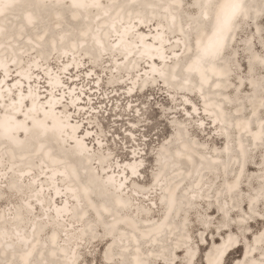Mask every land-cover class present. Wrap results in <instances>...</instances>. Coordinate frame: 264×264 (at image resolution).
Wrapping results in <instances>:
<instances>
[{
  "label": "bare ground",
  "instance_id": "bare-ground-1",
  "mask_svg": "<svg viewBox=\"0 0 264 264\" xmlns=\"http://www.w3.org/2000/svg\"><path fill=\"white\" fill-rule=\"evenodd\" d=\"M183 2L184 0H0V149L2 148L0 150V183H3L7 172V179H12L13 173L9 170H14L17 173L15 174L16 181L9 183L12 186L7 185L4 188L12 195L21 196L17 191L24 189L20 186V181L23 183L26 179L32 181L36 186H33L31 195L21 200L26 212L32 214V203L28 199L31 198L42 210L39 217H45L48 220L47 213L51 211L50 218H53L55 223L66 220L78 224V238L81 241L87 242L84 228L89 226V223L81 220L85 214L80 207L82 203L91 211L97 222L106 224L104 230L108 232L109 237L121 238V235L112 234L116 230L115 223L121 222L122 232L126 230L130 232L126 241L129 243L127 246L132 247V259L128 264L146 263L148 260L146 257L140 258L142 253L140 246L143 240L146 239L144 241L147 243L158 241L161 234L167 231V228L162 229V225L165 222L168 225L173 224L176 220L171 221L170 218L173 219L174 215L182 212L180 209L184 207V204L178 201H180L179 198H184L179 197V192L185 190V187L179 188V185L185 181L186 173H191V176L188 175L190 180L194 177L192 189L201 192L204 186L201 175L206 172L212 173L215 169L198 161L194 156L196 152L193 145L181 142L177 136L180 135L179 131L174 130L177 136L175 138L177 140L175 145L178 146L175 149L177 155H173L172 158L162 163L170 156L163 155L159 160L160 171L156 170L162 174L158 177L156 173L158 178L156 177L155 186L164 191L158 198L160 203L163 200L166 201H163L165 204L163 214L157 223L139 228L138 221L128 215L130 204L127 205V198L122 195L125 181L135 178L139 173L138 153L135 150L129 152L132 158L128 162L117 161L114 165H108L106 161L102 164L98 158H93L92 152L89 151L90 143L87 144L88 141L95 142V140L94 148L100 144L99 139L92 135L94 127L86 130L80 129L83 120L91 124L90 120L97 116V112L90 105H93L92 97L97 94L94 89L100 87L97 83L99 77L93 71L98 60L101 59L102 63L108 64L112 77L124 79L125 74L131 75L128 83L124 81L116 85L124 89L122 94L126 99H132L138 92L148 89V85L156 80L162 85V90L170 95L176 93L181 96L180 106H183L186 111L187 118H194L196 114L200 117V122L198 121L200 126H203V120L210 118L211 130L217 132L219 137L225 141L224 148H228L226 145L230 144L231 140L224 135L223 125L228 134L233 128L237 133L234 146L236 152H240L245 138H248L256 147L264 146L262 143L264 116L261 118L258 115L260 110L264 113V96L257 93H261L258 91L261 88H258V85L251 79L253 75L248 73V67L247 73L250 75L248 77L250 82L248 84L250 88L248 90V95H250L248 116L240 115L241 107H237L232 109L238 115L232 121L231 116L222 108L228 103L216 98L219 95L227 98L225 92L221 90L228 76L227 58L229 55L225 59L222 55L232 46L235 32L238 30L237 26L240 23L242 26L252 24L255 37L260 36L257 20L264 17L260 15L264 13V0H191L190 5L195 10L190 15L184 13ZM235 5H239V8H235ZM158 16L162 17L164 23L151 24L153 29L146 25ZM104 24L106 27L103 29L101 25ZM146 28L151 30L147 31ZM170 37L177 40L176 45H174L175 42L169 44ZM245 40L248 41L246 46L250 50L249 40L245 38L242 42ZM257 40L253 39V42L256 41V44L258 42L264 55V41ZM18 42H21V45L14 47ZM227 43H229L228 48L220 53ZM166 48L172 49L168 52ZM52 53H55L54 56H57L58 61L62 63L57 72H54L50 66L49 59ZM251 53L250 51L246 53L248 58L257 56ZM84 59L92 64L87 67L88 69H85ZM139 60L146 64L143 67L144 70H137ZM249 63L253 71L259 70L258 66H261V71L264 72V56L262 59L250 58ZM121 67L123 73H119ZM139 76L140 79L137 81ZM151 77L154 78L151 79ZM139 81L141 84L135 90L137 92L132 94ZM109 82L110 79H108ZM111 87L115 88V86H109ZM191 90L196 91L194 96L202 99L200 101L203 104L202 111L210 116L199 113L200 109L188 98ZM251 91L254 94H251ZM129 111L132 112V109ZM99 113L101 112L98 111ZM252 119L257 124V127L253 129ZM221 122L225 124L220 125ZM203 129L200 128L201 131ZM66 144H69V147ZM172 147L166 145L162 152L165 153ZM244 153H246L245 150ZM30 154H35L33 159ZM197 154L203 156L198 152ZM214 157L216 159V156ZM225 158V160L229 158L228 166L234 160L229 157V154L225 155ZM32 160H35L33 164L30 163ZM93 161L100 163L101 172L95 173L92 167ZM18 163L27 164L29 167L21 166L20 169H12L11 165ZM177 164L181 167L179 171H176L179 168L175 167ZM35 165L38 167L37 170L39 169L38 174L25 176L33 171L32 168ZM109 168L113 170L112 173L107 171ZM104 171L105 173L102 174ZM166 175L167 178L170 177L168 182L174 181L172 185L168 183L164 185ZM39 178L46 182V185L36 184ZM59 180L62 185L56 184ZM235 182L234 178L230 183L233 185ZM130 183L133 182L130 181ZM16 184L18 187L15 186ZM257 184L255 189L261 188L256 192V196H254L255 193L252 195L254 196L251 199L253 203L263 197L258 192L264 191V173L260 174ZM136 188L141 189L137 185ZM136 188L133 191L138 196L150 193H143ZM47 190L49 200L48 203L45 201L44 205ZM200 192L198 194H201ZM69 198L73 199L71 205ZM133 198L136 200L134 196ZM194 199L191 200L195 201ZM47 207L48 210H46ZM119 212L122 213L119 214ZM105 216L111 219L108 223L103 222L102 218ZM24 223V216L21 217L19 214L13 216L12 223H10L14 228L11 241H8L5 233H0V243L5 245L3 249H0V264H9L15 258L19 260L17 264H24L22 261L30 253L38 257L40 261H45L46 257V264L62 263L59 253H56L61 249L55 247L54 232L48 235L49 240L52 241H50L52 247L48 248L50 242L45 246L42 241L35 250L38 242L40 243L38 236L37 239L34 238L39 230L38 224L32 222L28 227L27 235L24 236L21 234L25 227ZM88 232L90 231L87 230L86 233ZM170 233L172 234L173 231L168 230L163 237L168 234L170 236ZM262 235H264V230L255 235L252 241H257ZM152 238L153 240H149ZM30 239L32 245L29 246L26 242ZM15 241H21V244L19 243L21 248L27 247V252L17 253L16 248L13 247ZM161 244L165 245V241ZM233 245L232 243L227 247V251L223 252L222 248L206 251L201 261L203 264H221L222 259L233 248ZM116 246L112 243L107 244L103 250L104 262L126 264L127 253L125 251H119L118 257L121 258V262L112 261L111 248L115 250ZM159 248L162 250L163 247ZM254 248L253 244L246 247L243 259L237 261L236 264H246L245 258L251 260L249 253ZM167 250L168 248L163 249L162 255ZM149 252L156 255L154 250L149 249ZM69 254L72 256L68 263L74 264L72 261L76 254L75 252ZM47 256L51 258V261ZM158 258L155 260H165L164 257L158 256ZM251 262L258 264L256 261Z\"/></svg>",
  "mask_w": 264,
  "mask_h": 264
},
{
  "label": "rangeland",
  "instance_id": "rangeland-1",
  "mask_svg": "<svg viewBox=\"0 0 264 264\" xmlns=\"http://www.w3.org/2000/svg\"><path fill=\"white\" fill-rule=\"evenodd\" d=\"M190 2L191 0H184L183 2L184 13H189V15L190 13H194L195 10L192 5H190ZM157 10L159 11V9ZM156 22L164 23V20L161 16H158L146 25L151 26V24ZM257 23L260 29V36L258 38L255 37L256 35L252 32V24L242 26L240 23L241 26L240 24L237 26L238 30L235 32L232 46H230L222 55L224 59L229 55L227 58L228 76L223 90H221L223 93L225 92L227 98L222 95L215 97L217 100L220 99L223 100V102L226 101V103H228L227 106L224 107L222 102V108H224L227 114L231 116L232 121H234L238 116L235 114V110L232 109L237 107H241L240 115H249L248 104H250V95H248V90H250V88L248 84L250 82L248 77L251 74L253 75V78H251L253 79V82L258 85V88H261V90H258L261 93H257L262 97L264 96V72L262 73L261 71L262 67L258 66L259 70L253 71V68H251L249 63L250 58L262 59L264 56L258 42L256 44V41H258L257 39L264 41V17L261 19L259 18ZM101 27L104 29L106 24L101 25ZM139 28L140 27L138 26V29ZM150 28L153 29L152 26ZM150 28H146L145 30L148 31ZM75 32L78 33V31ZM245 38L249 40V44L251 46L250 50H248L246 46V42L248 41L245 40V42H242ZM253 39L256 41L253 42ZM174 42V45H176L177 40L170 37L169 44ZM20 45L21 42H18L14 47ZM171 49L172 48H166V51L170 52ZM249 51L252 52L251 54H255L257 56H250L248 58L246 53ZM54 54L55 53L51 54L49 62L54 72H57L58 67L62 63L58 61L57 56H54ZM85 59L83 60V63L85 65V69H88L87 67L92 64L89 61H85ZM104 60L105 58L103 61ZM138 63L139 67L137 70H144L143 67H145L146 64L141 60H139ZM95 64L96 65L94 66L93 71L96 73V76L99 77L97 83L100 87H97L96 85L97 88L94 90L97 94L92 97L91 102L93 105L90 106L97 112V116L96 118L90 120L91 124H88L87 120H83L80 129L86 130L87 128L91 129L94 127L92 135L99 139L100 144L99 146H96V148L93 146L95 145L96 140L95 142L88 141L87 144L90 143L89 151L92 152L91 155H93V158H98L99 162L102 164H105L106 161L108 165H114L117 161L128 162L129 159L132 158V156L129 155V152H133L135 150L136 153H138V160L140 163L139 173L135 176V178L125 181L126 184L123 187L124 193H122V195L127 198V205L130 204L128 215L138 221L137 224L139 228L157 223L161 219L165 206L163 201L165 200L161 203L158 200L160 194L164 191L163 189L160 190L159 187L157 188L155 186L157 178L162 175L161 173L156 172V170L160 171L158 167L160 163L159 160L163 157V155L170 156L165 158L162 163H165L166 160L172 158L173 155H177L175 150L178 147L175 145V141H177L175 138L177 136L181 142L193 145L196 152L194 156H196L198 161H201V163L204 162L207 167L211 166L215 169L212 173L206 172L201 175L204 182L203 190L201 192L199 190L192 189L194 186V177L190 180L189 176H191V173H186L185 181L179 185V188L185 187V190L179 192V197H183L184 199L179 198L180 201H178L179 203H183L184 207L180 209L182 212L174 215L173 219L170 218L171 221L176 220L178 222L175 221L173 224L169 225L165 222L162 225V229L167 228V231L161 234L162 236L159 238L160 240L149 241L148 243L144 241L146 239L143 240L140 246V250H142L140 258L146 257L148 259L144 264H203L201 258L203 260V255L206 251L221 248L223 249L222 252L227 251V247L232 245V243L234 244L233 248L226 253L221 261V264H236L237 261L242 260L245 253L244 250L246 247L250 246V244H253L255 248L251 251V253H249V255L251 254L249 256L251 257V260L245 258L244 261L246 264H256L251 261H256L258 264H264V256H262V253L264 252V235L259 237L257 241H252L255 235L264 230V191L258 192V194L263 195L262 198L258 199L254 203L251 201V199L256 196V192L261 188L258 187L255 189L258 185L257 180H259L260 174L264 173V146L260 145L256 147L248 138H245L240 152H236L234 146L236 143L235 137L237 133L233 128V130H231L228 134L225 131V126L223 125L224 122H221L220 125H223L224 135L231 140L230 144L226 145L228 147L226 149L224 148V145L226 144L225 141L219 137L217 132L215 133L211 130L212 125L209 123L210 118L203 120V126L198 124L200 117H198L195 113L191 112L193 115L195 114L196 117L187 118L188 116L185 115L186 111H184L183 106H180L179 99L181 96L179 94L175 93L170 95L166 91L162 90L161 84L154 80L153 83L148 85V89L138 92L132 99H126L122 94L124 89L119 88L116 85L124 83V81H127L128 83V79L131 75L128 76L125 74L124 79H117V77H112V75H110V69L108 68L107 63H102L100 59ZM247 67L250 75L247 73ZM111 73L114 74V71L111 70ZM119 73H123L122 67L119 70ZM141 73H143V71H141ZM81 75L83 74L81 73ZM152 78L154 77H151V79ZM108 79H110L109 83ZM139 79L140 76L137 77V81ZM140 84L141 81L136 84L132 94L137 92H135V90H137ZM109 86H115V88H109ZM190 93L191 94L188 98L200 109L199 113L202 112L203 114L210 116V114L202 111L203 104L200 103L202 99H198L197 96H194L196 91L191 90ZM251 94L254 93L251 91ZM84 96L85 95H83V97ZM129 109H132V112H130ZM98 111L101 113L98 114ZM258 115L262 118V116H264L263 110H260ZM252 120L254 122V127H252L253 129L257 127V124L254 119ZM197 125H199L198 129ZM200 128L205 129L201 131ZM174 130H178L180 135L176 136ZM262 143H264V140ZM66 145L69 147V144ZM166 145L173 147L163 153L162 151ZM244 150L246 153H244ZM197 152L203 156H199ZM239 153L241 154L238 158L237 156ZM228 154L230 158L234 159L229 166L227 165L229 158L225 160V155L227 156ZM34 155L35 154H30L31 159L34 158ZM214 156H216V159H214ZM17 159L20 160V158ZM34 161L32 160L30 163L33 164ZM91 161L92 160H90V162ZM99 162H92V167L96 174L101 172ZM5 165L7 164L5 163ZM177 165L175 167L179 168L176 171H179L181 167L180 165ZM200 165L201 164H199V166ZM21 166L24 167L28 165H21L20 163L11 165L12 169L15 170L20 169ZM41 166H43V164H41ZM37 168V165H35L32 168L33 171L25 174V176H29L34 173L38 174L39 169L37 170ZM9 171L13 173L12 179H7V172L3 183H0V233H5L6 238L8 237V241H11V238H13L12 233L14 228L10 224L12 223V218L14 215L17 216L19 214L21 217L24 216L25 220V227L21 232L24 236L27 235L28 227L32 222L38 224L37 227L39 230L35 233L34 238H39L40 243L38 242L35 250L42 241V244L47 246V243L51 241L49 240L48 235L50 232H54L56 242L55 247L57 249H61L60 251H56V253H59L60 255V262H62H59L60 264H71L68 262H70L69 258L72 256L69 253L72 252H75L76 254L75 259L72 261L74 264H107L104 262L103 250L108 243L117 245L115 250H112L111 248V256L114 263L121 262V258L118 257L119 251H125L127 253L126 264H128L132 259V247H128L127 245L129 243L126 241L130 236V232L127 230L122 232L120 229L122 228L121 222L115 223L116 230L112 233L114 235H121V238H118L117 236L109 237L108 232L104 230V226L106 224L97 222L91 211L84 205V203H82L80 207L85 211V214L82 216L81 220L85 223H89V226L84 228V236L87 239V242L81 241V239L78 238V224L66 220L55 223L53 218H50L51 211H48L47 213L49 221L46 220L45 217H39L42 210L36 205L38 203H34L31 198L28 199H30L29 201L32 203V214L27 213L25 205L22 204L23 202L21 200L29 197L31 195V191L33 190V186L36 185L28 179L25 180V183L20 181V186L24 189L17 191L20 192L21 196L12 195L10 192H7L4 187L11 185L9 184L10 182L16 181L15 174L17 173H15L14 170ZM107 171L111 173L113 172L110 168L107 169ZM239 172L240 174L238 175ZM104 173L105 171L102 172V174ZM156 173H158V177L156 176ZM236 175L238 176L236 177ZM42 177L43 176H41V178ZM41 178L36 181V184L46 185V182L42 181ZM168 178L167 175L164 177V185L165 183L170 185L174 183V181L168 182ZM234 178L236 182L231 185L230 182L234 180ZM130 181L135 184L130 183ZM186 183L189 184L186 185ZM56 184L62 185V182L59 180ZM136 185L141 189L136 188ZM15 186L18 187L17 184ZM69 186H71V184H69ZM135 188L143 193H150L148 195L140 194L138 196L133 191ZM8 191L10 190L8 189ZM199 192L201 194H198ZM5 193L7 195H4ZM48 193V190L45 191L44 205L48 203ZM254 193L255 195L252 196ZM192 198H195V201H192ZM72 200V198L68 199L70 205L73 202ZM176 204L177 202L175 205ZM46 210H48V207ZM10 213H13V215H10ZM121 213L122 212H119V214ZM239 216H241V219H239ZM102 219H104L103 222L106 221L105 223H108L111 220L106 218V216ZM92 226H94V228H91ZM87 230L90 232L86 233ZM168 230L173 231V233H170V236L168 234L166 237H163ZM149 233H151V231ZM66 234L67 236H65ZM149 240H153V238ZM261 240L263 241L260 242ZM164 241L165 245L161 244ZM51 242L48 248L52 247ZM158 242L161 243L157 245L156 243ZM19 243L21 244V241H15L13 243V247L16 248L17 253L27 252L26 249L28 248H21ZM26 243L30 246L32 245V240L30 239ZM239 244L241 246H239ZM4 247L5 245L0 243V249H3ZM159 247H163L162 250L165 248H168V250L162 255V250ZM149 249L154 250L156 255L150 253ZM61 256H63L62 259ZM158 256L164 257L165 260H155ZM37 258L38 257L32 256L30 253L26 259L22 261V263H47L46 257L45 261H40ZM65 258H67V260ZM48 259L51 261V258L48 257ZM12 261H10L11 263L9 264H17L19 260L18 258H15L14 260L12 259Z\"/></svg>",
  "mask_w": 264,
  "mask_h": 264
},
{
  "label": "water",
  "instance_id": "water-1",
  "mask_svg": "<svg viewBox=\"0 0 264 264\" xmlns=\"http://www.w3.org/2000/svg\"><path fill=\"white\" fill-rule=\"evenodd\" d=\"M260 15H264V13L263 14H260ZM260 15H258V17L260 16ZM258 17H256V18H258ZM228 45H229V43H227L224 47H222V49L220 50V53L221 52H224L227 48H228ZM224 48V49H223ZM219 53V54H220Z\"/></svg>",
  "mask_w": 264,
  "mask_h": 264
},
{
  "label": "snow or ice",
  "instance_id": "snow-or-ice-1",
  "mask_svg": "<svg viewBox=\"0 0 264 264\" xmlns=\"http://www.w3.org/2000/svg\"><path fill=\"white\" fill-rule=\"evenodd\" d=\"M234 7L238 9L239 8V5H235Z\"/></svg>",
  "mask_w": 264,
  "mask_h": 264
}]
</instances>
